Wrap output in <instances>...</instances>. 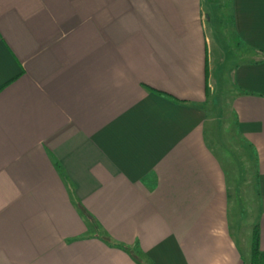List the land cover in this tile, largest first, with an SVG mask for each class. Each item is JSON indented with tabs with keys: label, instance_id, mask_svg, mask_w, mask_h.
<instances>
[{
	"label": "crops",
	"instance_id": "1",
	"mask_svg": "<svg viewBox=\"0 0 264 264\" xmlns=\"http://www.w3.org/2000/svg\"><path fill=\"white\" fill-rule=\"evenodd\" d=\"M231 15L264 253V0ZM206 20L203 0H0V264H249L207 140Z\"/></svg>",
	"mask_w": 264,
	"mask_h": 264
},
{
	"label": "rangeland",
	"instance_id": "2",
	"mask_svg": "<svg viewBox=\"0 0 264 264\" xmlns=\"http://www.w3.org/2000/svg\"><path fill=\"white\" fill-rule=\"evenodd\" d=\"M208 38V94L203 108L207 113V140L227 173L231 217H237L233 234L245 259L250 258L253 228L257 225L258 204L253 184L254 161L236 131L231 100L236 90L231 73L245 59L247 51L237 44L232 25L230 0H203ZM253 187V188H252Z\"/></svg>",
	"mask_w": 264,
	"mask_h": 264
},
{
	"label": "trees",
	"instance_id": "3",
	"mask_svg": "<svg viewBox=\"0 0 264 264\" xmlns=\"http://www.w3.org/2000/svg\"><path fill=\"white\" fill-rule=\"evenodd\" d=\"M207 75H208V72H207ZM111 246L116 247L118 249L126 250V251L128 250L127 248L120 246V245H117L115 243H112ZM249 264H264V253H262L260 251V247H259V228H258V225H256L253 228V234H252V238H251Z\"/></svg>",
	"mask_w": 264,
	"mask_h": 264
},
{
	"label": "clouds",
	"instance_id": "4",
	"mask_svg": "<svg viewBox=\"0 0 264 264\" xmlns=\"http://www.w3.org/2000/svg\"><path fill=\"white\" fill-rule=\"evenodd\" d=\"M211 234L213 236H215L216 235V231L213 229L212 232H211ZM216 264H221V262L220 261H216Z\"/></svg>",
	"mask_w": 264,
	"mask_h": 264
}]
</instances>
